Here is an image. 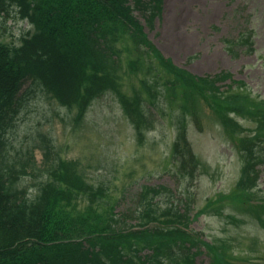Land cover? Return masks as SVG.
Instances as JSON below:
<instances>
[{
	"label": "trees",
	"instance_id": "obj_1",
	"mask_svg": "<svg viewBox=\"0 0 264 264\" xmlns=\"http://www.w3.org/2000/svg\"><path fill=\"white\" fill-rule=\"evenodd\" d=\"M163 2L0 0V12L16 8L33 27L19 46L0 43V264H194L192 249L199 253L202 247L212 264H233L225 239L207 241L189 230L190 203L182 204L171 189L142 185L118 212L127 197H112L104 182L89 181L78 161L53 158L52 140L45 136L40 180L32 191L20 186L26 165L18 170L4 162L7 136L38 95L68 108L79 125L93 101L111 91L142 139L153 128L150 108L162 109L160 91H173L177 97L168 102L177 129L172 156L182 182L206 167L187 137L195 105L205 102L220 117L243 163L236 188L229 197H220L221 204L236 208L228 214L233 221L255 220L264 227V194L257 190L258 167L264 162V102L246 89L220 91L217 81L222 75L197 79L164 59L147 40L142 24L155 28ZM133 34L150 46L165 78L173 80L160 84L144 62L139 43V57L128 68L114 58L123 53L113 50L114 43L125 45ZM125 79L129 90L123 89ZM237 116L256 122V129L237 132L242 130Z\"/></svg>",
	"mask_w": 264,
	"mask_h": 264
},
{
	"label": "rangeland",
	"instance_id": "obj_2",
	"mask_svg": "<svg viewBox=\"0 0 264 264\" xmlns=\"http://www.w3.org/2000/svg\"><path fill=\"white\" fill-rule=\"evenodd\" d=\"M28 29L30 26L20 21L14 12L9 18L0 14V42L19 43L20 36ZM146 32L164 57L177 67L199 78L215 77L219 73L231 76L230 80L225 77L218 80V88L228 91L233 86V91L237 92L241 84L234 86L235 82L243 81L264 102V0H166L162 23L154 32L148 29ZM132 57L139 56L133 54ZM144 62L161 85L174 79L173 76L165 78L153 54H146ZM123 86L128 89L126 80ZM176 97L173 91L165 94L160 91L162 109L156 111V118L152 120L154 128L144 144L137 143L112 92L95 100L83 127H75L64 110L60 111L43 97H36L22 112L21 121L10 134L5 162L19 169L20 163H27L30 158L28 175L19 184H29L31 189L40 179L39 167L44 161L37 136L49 135L59 157L80 161L93 182L104 181L111 186L112 197L120 198L141 184L164 185L181 192L182 204L189 199L190 211L195 214L210 198L231 191L239 178L241 162L238 151L219 123L220 117L205 102H200L195 105L197 114H191L193 123L187 137L196 155L208 163L209 169L197 180L179 184L177 175L170 173L175 169L172 152L177 129L172 126L175 114L170 115L172 109L168 102ZM240 121L242 130L237 132L246 133L257 127L254 121L243 118ZM231 139L235 141L236 136L232 135ZM261 140L264 142V138ZM259 183L264 190V164ZM124 185L134 187L124 190ZM132 194L131 191L127 194L128 201L124 204L120 201L118 212L129 205ZM217 206L225 213L236 212L229 203ZM215 213L199 216L192 221L191 229L207 239H225L230 253L242 256L232 260L234 264H264V228L255 222L235 225L229 218ZM196 264H212L211 255L204 248Z\"/></svg>",
	"mask_w": 264,
	"mask_h": 264
}]
</instances>
